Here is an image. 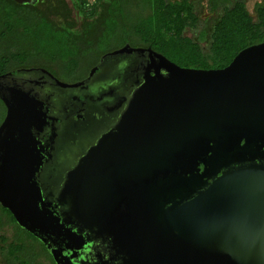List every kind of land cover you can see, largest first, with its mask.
I'll use <instances>...</instances> for the list:
<instances>
[{"label":"flooded vegetation","instance_id":"af4514ba","mask_svg":"<svg viewBox=\"0 0 264 264\" xmlns=\"http://www.w3.org/2000/svg\"><path fill=\"white\" fill-rule=\"evenodd\" d=\"M112 50L71 81L34 68L76 83ZM113 60L82 87H54L37 135L43 200L77 233L76 264H232L217 251L229 250L230 234L253 215L244 182L229 176L228 156L201 155L188 144L206 136L191 133L202 117L157 118L164 92L181 85L134 68L140 59L125 61L119 84L106 67ZM40 243L41 264H57Z\"/></svg>","mask_w":264,"mask_h":264},{"label":"water","instance_id":"95a60500","mask_svg":"<svg viewBox=\"0 0 264 264\" xmlns=\"http://www.w3.org/2000/svg\"><path fill=\"white\" fill-rule=\"evenodd\" d=\"M112 58L106 67L116 73L119 84L125 61L140 59L134 68L152 69L160 80L169 77V84L181 85L164 92L157 118L171 124L178 117L181 123L202 117L191 133L206 136L188 144L194 151H202L201 155L228 156V165L234 167L228 174L234 181L244 182L245 197L250 200L244 204L253 215L230 234L229 250L217 251L219 261L223 256L232 264H264V42L240 51L221 68L184 67L149 47L124 45L105 53L88 76L76 83L60 81L34 67L0 74V98L5 105L0 123V204L20 227L44 244L57 264H76L73 247L78 244L77 233L68 231L43 200L38 182L43 148L37 135L53 88L88 84L99 76L102 62ZM40 79L44 85L39 84ZM238 154L239 158L232 157Z\"/></svg>","mask_w":264,"mask_h":264},{"label":"trees","instance_id":"16d2710c","mask_svg":"<svg viewBox=\"0 0 264 264\" xmlns=\"http://www.w3.org/2000/svg\"><path fill=\"white\" fill-rule=\"evenodd\" d=\"M0 0V74L41 67L75 80L98 56L149 47L184 67L221 68L264 42V0ZM207 12V14H204ZM5 105L0 98V123ZM7 230H12L11 234ZM45 249L0 204L6 264H41Z\"/></svg>","mask_w":264,"mask_h":264},{"label":"rangeland","instance_id":"374dc122","mask_svg":"<svg viewBox=\"0 0 264 264\" xmlns=\"http://www.w3.org/2000/svg\"><path fill=\"white\" fill-rule=\"evenodd\" d=\"M88 1H92V0H88ZM255 1H257V0H248L247 5H248V8H249L250 11L252 10L253 3H254ZM68 2H69V4H71V0H68ZM204 2H205V0H204ZM204 14H207V12H204ZM115 49H116V48H115ZM111 50H112V49H111ZM32 78H34V77H32ZM39 81H40V82H39L40 85H44L43 82H42V79H40ZM7 233H8V234H11V233H12V230H7ZM0 264H6L5 261H4V258L1 256V254H0Z\"/></svg>","mask_w":264,"mask_h":264}]
</instances>
